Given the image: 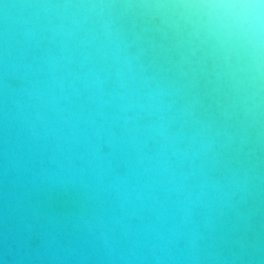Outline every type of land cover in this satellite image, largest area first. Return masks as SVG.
I'll return each instance as SVG.
<instances>
[{
	"label": "water",
	"instance_id": "obj_1",
	"mask_svg": "<svg viewBox=\"0 0 264 264\" xmlns=\"http://www.w3.org/2000/svg\"><path fill=\"white\" fill-rule=\"evenodd\" d=\"M0 264H264V0H0Z\"/></svg>",
	"mask_w": 264,
	"mask_h": 264
}]
</instances>
